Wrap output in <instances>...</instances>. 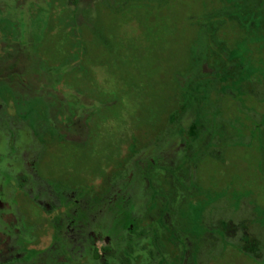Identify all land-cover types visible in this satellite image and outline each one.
Masks as SVG:
<instances>
[{"label":"rangeland","instance_id":"rangeland-1","mask_svg":"<svg viewBox=\"0 0 264 264\" xmlns=\"http://www.w3.org/2000/svg\"><path fill=\"white\" fill-rule=\"evenodd\" d=\"M175 127L208 151L180 210L190 252L169 232L157 264H264V0H0V264L122 258L69 202Z\"/></svg>","mask_w":264,"mask_h":264},{"label":"trees","instance_id":"trees-1","mask_svg":"<svg viewBox=\"0 0 264 264\" xmlns=\"http://www.w3.org/2000/svg\"><path fill=\"white\" fill-rule=\"evenodd\" d=\"M32 51L37 60L43 63L37 56L36 49ZM44 64L45 68L55 75L54 86H57L62 78L63 81L67 80L62 77L66 63L55 66V62L49 61ZM206 75L207 73L197 72L196 80ZM77 107L81 105L77 103ZM166 135L169 136L150 141L125 162L120 172L110 175L101 198L93 200L88 197L69 202L72 203L71 208L76 207L73 213L76 222L95 218L93 221L97 228L112 238L118 251H122V258L119 256V259L116 257L117 252L107 255L106 264L130 263L136 254H142V258L145 256L144 264H157L161 253L166 252L163 248V237L169 232H172L181 254L190 252L192 237L185 229L180 210L190 201L191 168L196 167L200 154L208 149L192 160L194 149L198 148L196 141L180 137L177 143L179 148H175L172 144L177 141L175 137L179 135L177 127ZM37 146L39 147V144ZM58 189L52 197H59V201L52 205L47 218L49 222L52 219L53 223L58 218L55 213H59V205H62V200L65 199L63 190ZM153 200L155 205L148 210ZM144 219L147 224H143ZM54 238L58 239L56 236ZM140 246L146 248L145 255ZM79 249L83 255L89 257L88 248L83 242ZM99 250L95 247L93 252L99 256ZM101 250L109 252L112 249L105 245ZM155 253L160 255L159 258ZM188 264H192V260H188Z\"/></svg>","mask_w":264,"mask_h":264}]
</instances>
